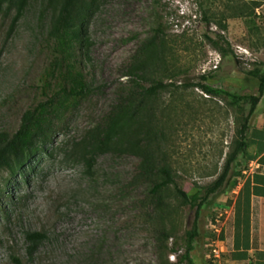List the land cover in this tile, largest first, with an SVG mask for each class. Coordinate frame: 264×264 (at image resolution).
Segmentation results:
<instances>
[{"label":"rangeland","instance_id":"obj_1","mask_svg":"<svg viewBox=\"0 0 264 264\" xmlns=\"http://www.w3.org/2000/svg\"><path fill=\"white\" fill-rule=\"evenodd\" d=\"M54 16L46 0L0 11V131L9 136L43 100ZM86 28L92 45L84 75L91 92L53 124L24 169H0V264H186L179 259L194 210L173 185L152 193L161 175H149V167L169 169L187 193L220 175L250 104L235 106L193 86L206 76L212 88L258 94L252 74L264 71V0H99ZM140 63L148 72L134 88L126 75ZM151 80L174 85L150 95L143 88ZM261 111L264 95L250 128ZM95 134L118 145L88 168L79 147ZM245 162L238 156L232 165L236 184ZM233 188L225 186L200 210L194 264H212L213 241L221 248L227 241L221 227ZM260 231L264 238V220L254 247ZM30 233L47 238L32 249ZM220 264H231L225 248Z\"/></svg>","mask_w":264,"mask_h":264},{"label":"trees","instance_id":"obj_2","mask_svg":"<svg viewBox=\"0 0 264 264\" xmlns=\"http://www.w3.org/2000/svg\"><path fill=\"white\" fill-rule=\"evenodd\" d=\"M48 8H52L55 16L46 35L49 54L52 61L41 77V96L43 100L27 111L21 121L19 130L12 136L0 131V169L11 173L18 172L26 166V163L41 152L42 145L52 134V126L59 123L63 115L92 90V83L88 82L84 75V69L90 64L89 51L91 41L87 33L86 24L93 11L97 8L99 0H46ZM26 0H0V11L5 8L17 7L21 10ZM259 4H254L252 12ZM245 14H243L244 16ZM153 41L151 42V44ZM214 49L223 54V50L217 42H212ZM147 50V49H146ZM145 50V52H146ZM159 56V55H158ZM160 56L157 61L160 63ZM147 66L141 63L134 66L132 72L126 75L132 82V87H141L138 79H144L148 72ZM143 75V76H142ZM253 77L257 81L258 94L256 96H240L222 89L212 88L206 84L207 77L201 76V83L193 87L199 88L208 96H225L231 100V104L238 105L241 102L250 104L247 116L243 119L237 133L234 150L225 160L222 172L211 184L191 193H187L176 187L169 169H153L149 167V175L158 171L161 175L159 183L153 185L151 191L156 193L173 185L181 202L194 210L195 221L192 228L185 232L184 254L179 262L194 264L191 252L194 250L193 242L198 237L197 219L203 206L211 204L215 197L225 186L235 187L236 176L230 175V170L238 156L246 159L248 148L247 132L250 130L249 120L256 113L262 96L264 95V71L255 70ZM148 88H143L146 94H154L160 90H166L174 84L164 83L163 80H151ZM51 91L49 95L48 92ZM106 135L95 134L91 140L79 147V153L83 161L92 167L94 157L102 152L112 151L118 143L111 142ZM113 143V147L111 146ZM149 164L151 160H147ZM155 167V166H154ZM235 183V184H234ZM44 233H30L27 236L32 249H36L46 240ZM16 264H22L18 259Z\"/></svg>","mask_w":264,"mask_h":264},{"label":"crops","instance_id":"obj_3","mask_svg":"<svg viewBox=\"0 0 264 264\" xmlns=\"http://www.w3.org/2000/svg\"><path fill=\"white\" fill-rule=\"evenodd\" d=\"M257 124L250 128L245 165L258 166L249 175H243L231 191V203L224 207L223 227L228 239L222 249L230 254L231 264H264V238L254 247L253 235L264 220V111L258 113ZM251 147V148H250ZM262 160L263 166L258 162ZM246 168V167H245ZM244 168V170H245ZM243 170V171H244Z\"/></svg>","mask_w":264,"mask_h":264},{"label":"built area","instance_id":"obj_4","mask_svg":"<svg viewBox=\"0 0 264 264\" xmlns=\"http://www.w3.org/2000/svg\"><path fill=\"white\" fill-rule=\"evenodd\" d=\"M245 170L243 171V175H249L251 172H253L256 168H258V166L256 165H252V164H244ZM220 233V232H219ZM219 240L216 239L215 241H213V245H215V247L212 250V254L209 255V259H211L212 264H220L221 259H222V254H223V249L221 248V246L219 245Z\"/></svg>","mask_w":264,"mask_h":264},{"label":"clouds","instance_id":"obj_5","mask_svg":"<svg viewBox=\"0 0 264 264\" xmlns=\"http://www.w3.org/2000/svg\"><path fill=\"white\" fill-rule=\"evenodd\" d=\"M245 168V167H244ZM234 189V188H233ZM224 252V251H223Z\"/></svg>","mask_w":264,"mask_h":264}]
</instances>
